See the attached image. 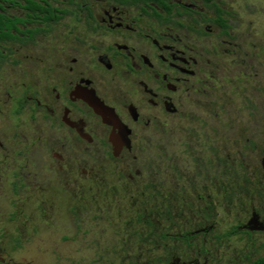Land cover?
Segmentation results:
<instances>
[{"label":"flooded vegetation","instance_id":"1","mask_svg":"<svg viewBox=\"0 0 264 264\" xmlns=\"http://www.w3.org/2000/svg\"><path fill=\"white\" fill-rule=\"evenodd\" d=\"M0 13L11 17L0 41V264H16L11 251L57 248L67 219L80 230V201L106 186L114 202H168L151 215L159 225L184 216L167 229L190 248L202 238L199 256L211 239H237L229 264L264 258V206L221 234L208 220L233 186L223 170L258 174L244 181L264 196V140L248 127L228 146L220 130L227 93L256 76L236 12L221 0H0ZM202 112L217 120L216 140L196 158V139L209 138L191 125ZM177 144L194 163L180 162Z\"/></svg>","mask_w":264,"mask_h":264},{"label":"rangeland","instance_id":"2","mask_svg":"<svg viewBox=\"0 0 264 264\" xmlns=\"http://www.w3.org/2000/svg\"><path fill=\"white\" fill-rule=\"evenodd\" d=\"M221 1L238 15L239 41L244 51L256 54L254 59L256 76L251 85L241 84L239 91L227 93L231 97V102L224 100L220 130L227 144L229 140H234L230 137H236L238 132L240 134L242 130H248V127L250 134L261 142L264 140V0ZM247 98L250 100L248 101ZM202 114L206 117L199 118L201 120H196L191 125L195 126L200 136L206 133L209 138L196 139L193 144L196 158L201 156L200 152L204 155L203 151L216 140L213 132L217 126V120L208 118L209 115L206 112ZM176 149L182 164L194 163L190 158L191 156L194 158V155L189 157L185 154L183 144H177ZM229 152L230 149L224 151V159L228 158ZM231 156L241 162L239 155ZM209 173L214 175L215 170ZM243 173L240 167L238 171L223 170L224 184L232 183L233 186L227 187L231 200L224 198L222 206L219 205L217 209L218 215L208 219L209 224L217 221V234H221L242 219L245 213L251 210L252 204H255L257 209L264 206V196L257 193L263 191L252 188L250 182L246 184L244 181L245 178H250L257 184L258 174L256 177H248V175L242 177ZM237 178L238 182H236ZM108 189H110L108 186L99 190L97 188L94 192L96 195L94 202L80 201L79 231L73 228L71 220L67 219V224H62L61 232L53 236L51 240L57 242V248L29 247L11 251L16 264H169L175 258L179 259L180 263L200 259L199 264H205V257L209 258L207 264H229L228 260L236 255V249L242 250L243 245L237 239L224 241L220 245L218 241L210 238L206 246L207 255L203 252L199 256L197 249H204L202 238L195 241L194 246L190 248L185 242L172 238L173 235L178 237V228L171 231L167 229L171 222L181 224L186 221L183 220L184 216H176L168 221L167 215H163L159 219V225L156 214L151 215L150 212L155 211L156 206L161 211H165L168 202L157 203L150 200L134 203L130 197L120 201L117 199L114 202L111 197L117 194L106 193ZM164 189L166 192L162 193L168 200L167 188ZM197 204L199 205L198 202ZM147 210L151 215L149 219L153 222V226L146 224L145 218L138 219V215H144L143 213ZM181 212L185 216H190L188 211L181 210ZM167 232H169V238L162 239L160 235Z\"/></svg>","mask_w":264,"mask_h":264},{"label":"trees","instance_id":"3","mask_svg":"<svg viewBox=\"0 0 264 264\" xmlns=\"http://www.w3.org/2000/svg\"><path fill=\"white\" fill-rule=\"evenodd\" d=\"M7 4H11V0H1ZM11 38V17L0 13V41ZM252 264H264V258H260Z\"/></svg>","mask_w":264,"mask_h":264}]
</instances>
